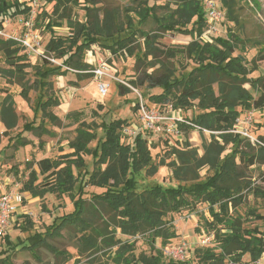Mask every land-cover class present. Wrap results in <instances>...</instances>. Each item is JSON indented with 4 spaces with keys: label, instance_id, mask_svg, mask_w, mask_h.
Segmentation results:
<instances>
[{
    "label": "trees",
    "instance_id": "obj_1",
    "mask_svg": "<svg viewBox=\"0 0 264 264\" xmlns=\"http://www.w3.org/2000/svg\"><path fill=\"white\" fill-rule=\"evenodd\" d=\"M42 1L54 3L52 13L43 9L36 17L35 25H45L52 32L45 52L62 59V64L45 71L38 69L40 76L63 75L67 72L64 66H68L82 71L76 73L80 79L91 77L93 73L88 71L91 68L85 57L93 45L102 44L118 54L124 50L132 52L130 45L144 38V50L136 62L138 74L131 83L136 87L161 88V93L150 96L155 103H170L176 109L185 110L196 107L198 113L187 118L191 124H181V128L189 134L199 127L203 153L200 154L199 149L186 139L182 146H169L154 163L151 146L141 133L133 136L132 143L123 140L124 128L129 125L127 119L102 123L103 135L98 138L93 124L81 120L79 113L70 114L68 117L78 122L76 136L68 144L72 151L38 160V170L30 166L29 178L23 182L22 189L39 198L48 193L67 195L74 209L62 215L59 223L31 236L30 244L23 248L36 253L40 247H46L57 256L71 259L72 254L49 243V239L62 237V231L66 230L75 239L73 247L79 254L102 252L114 264H236L242 263L245 255H249L250 263L260 259L264 254V230L257 226L246 227L238 209L245 201L246 190L264 199V188L253 187L249 176L251 167L264 165V134L256 137L259 143L253 144L247 137L231 130L238 118L245 116L243 111L264 109V73L251 76L257 70L256 61L264 59V45L250 68L245 56L236 54L246 43L233 28L228 29L227 36H217L213 42L200 39L207 19L204 0H166L167 4L162 6L165 11L161 14L157 12V6H149L147 0H135L134 6L126 8L124 17L116 8L99 6V0ZM217 1L225 10L227 20L234 26L239 25L240 0ZM77 7L84 9L83 20L75 13ZM30 11L31 7L19 0H0L1 18ZM136 20L139 24L153 20L158 31H174L191 35L193 39L184 46L163 48L159 44L160 34L141 28L122 37L127 28H134ZM63 25L69 27L70 33L56 35L54 27ZM0 54L8 65L0 66V77L7 75L10 81L21 85L19 94L28 100L34 87L28 85L26 79L27 69L32 67L29 55L16 41L1 37ZM182 59H188L195 66L177 76L176 62ZM146 61L151 71H147L145 65L142 72L139 71V65ZM46 62L50 64L48 60ZM119 87L122 95L131 92L122 84ZM59 104L58 98L50 96L39 102L38 108L57 124L61 119L52 108ZM0 119L6 126L5 135L18 125L16 100L9 90L0 102ZM260 125L264 127V121ZM25 131L33 132L39 138L50 133L43 123L36 125L32 120L24 124L21 132L9 138L8 145L17 150L30 144L31 141L22 135ZM204 131L210 132L209 139L204 136ZM97 138L96 146L91 148L90 143ZM86 155L92 156L93 169L84 181L79 176L80 170L87 167ZM161 166L168 167L172 179L179 184H154L140 190L135 175L145 170L152 176ZM205 168L212 174L208 173L205 180H200ZM77 185L79 188L75 192ZM87 186L102 191L89 193ZM200 204L207 205L211 218L202 214L204 227L214 231L216 246L197 248L194 259L166 258L164 247L178 236L169 216L184 209L195 210ZM249 214L264 220V215L257 214L255 209H250ZM22 217L27 227L32 228L31 218L26 214ZM122 235L129 239H123ZM137 236L146 238L149 253L136 254V240L132 238ZM4 237L11 243L8 235ZM158 239L160 247L156 246ZM0 264L14 263L8 256L0 258Z\"/></svg>",
    "mask_w": 264,
    "mask_h": 264
},
{
    "label": "rangeland",
    "instance_id": "obj_2",
    "mask_svg": "<svg viewBox=\"0 0 264 264\" xmlns=\"http://www.w3.org/2000/svg\"><path fill=\"white\" fill-rule=\"evenodd\" d=\"M25 3L26 6H30L31 13L18 14V15H5L0 17V29L3 34L0 37L7 38V36H24L26 34L34 40L36 36L39 37V45L36 47V51L27 53L29 55V62L32 67L27 69V82L28 85L33 84V88L29 92V99L26 100L20 96L21 85L14 81H10L7 75L1 78V82L4 84V88L1 92L6 90L11 91L16 98V109L19 114L18 126L9 131V135L2 134L0 141H9V137H14L17 133L23 130V126L26 122L35 120V124L39 125L43 123L50 131L49 134H44L41 138L36 136L33 132L25 131L23 134L30 137L31 145L21 147L16 150L11 145H8L2 151L0 156V196L5 191L17 190L24 195L22 208L19 210L21 213L14 216V220L9 229L8 236L11 243H8L5 237H0V258L8 257L14 264H105L107 261L112 263L105 253H96L94 255H81L77 249L73 247L75 239L66 231H62V237L49 239V243L58 250H65L73 255L71 259L66 257L57 256L52 250L46 247H40L36 253L23 248L30 244L29 238L37 232H44L51 224L59 223L60 217L73 211L74 206L71 198L67 195L57 196L53 193L46 194L43 198L33 197L30 192L23 191V182L29 178L30 166L31 168H37L36 162L46 157H57L61 154L71 152L68 144L76 136V128L78 122L68 117L72 113H79L81 120L86 121L89 124H93L98 138L102 137L103 131L101 124L109 122L114 119L122 118L127 119L129 125L126 126V133H124L123 140L126 143L133 142V136L141 133L149 142L151 146V152L154 158V163H157L159 159L165 154L169 148V144L159 135L147 132L141 125L139 119L138 109H135L136 102L138 101V94H141L145 100L153 102L150 96L162 92L161 88H148L146 85L137 86L138 93L131 91L126 95L120 93L119 85L121 80H133L137 77L136 65L137 58L142 55L143 52V40L138 39L130 45L132 52L122 51L118 54L112 53L110 49L102 44H95L86 53L85 60L90 65L91 69L99 66L101 63H106L108 66V75L103 76L101 79H97L93 73L91 77H84L80 79L79 76L71 70L63 75H48L42 77L37 73V70L45 71L53 66L62 64V59H52L45 53V45L50 39L52 32L42 27H36L34 25V19L42 12L46 10L52 13L54 3H45L42 0H19ZM149 6H157V12L159 14L165 11L163 5L167 4L166 0H147ZM219 3V2H218ZM135 0H99L98 5L107 8H116L120 12L121 17L125 16L126 8L134 6ZM173 6V5H172ZM219 7L221 5L219 4ZM238 12L240 14V24L234 26L229 22L227 18L219 25L218 36H227L229 28H233L245 41V48L238 49L237 53H241L247 59V65L251 68L253 58L259 53L260 49L264 45V0H240L238 5ZM224 10V9H223ZM225 11V10H224ZM12 12V11H11ZM77 17L80 20L84 19V9L77 7L75 10ZM226 13V12H225ZM132 15V14H131ZM133 16V15H132ZM137 19V18H136ZM47 20L45 24H47ZM141 28L144 31L150 33L160 34L159 44L163 48H173L187 45L192 41L191 35H185L178 32L171 31H158L157 25L153 20H149L147 23L139 24L138 20L135 21L134 28H127L121 35L122 37L128 36L132 30ZM56 35H68L70 33L69 27L63 25L61 27H54ZM207 42V41H206ZM263 50V49H262ZM25 52V50H24ZM46 60L49 61L46 62ZM150 58L148 59L149 62ZM148 62L139 65V71L142 72L145 68L147 71H151L148 67ZM257 70H255L251 76L256 77L264 73V59L257 60ZM0 66L7 67L5 59L0 54ZM177 72L176 75L185 74L190 71L195 64L188 59H182L176 62ZM185 66V67H184ZM12 80V79H11ZM101 81L109 84L106 94H101L99 91V83ZM45 83L46 85H44ZM247 88H250L247 85ZM55 96L59 99L60 104L52 108V111L57 114L61 121L57 124L52 123L47 117L43 115V112L38 108L39 102H44L48 97ZM155 103V102H153ZM161 104V103H156ZM254 112V122L251 124L250 133L258 137L264 134V127L260 124L264 121V109L252 110ZM251 111H243L242 114H246ZM198 113L196 107L190 109H181V116L190 119L192 116ZM135 125V127L133 126ZM129 130H133L130 134ZM186 138L192 144V146L199 149V153L202 154V137L198 130H194L189 134H185ZM204 136L210 138V132L204 131ZM98 138L90 143V147L94 148L97 144ZM12 143V142H11ZM87 167L80 170V180L86 181L89 173L93 169V158L90 155L85 156ZM208 173L207 168L201 171L200 180H205ZM171 170L166 166H161L158 172L152 176L147 175L145 170L135 175L139 189L150 187L154 184H162L163 186H176L178 181L172 179ZM249 176L252 180L253 187L259 186L264 188V165H255L249 169ZM187 184H191L187 182ZM79 185L75 187V192L78 191ZM86 190L91 192H101V188L87 186ZM245 201L239 207L238 213L245 219L244 225L246 227H259L261 231L264 230V220L257 219L255 215L250 216L249 210H256L257 214L264 215V199L258 195H255L252 191H245ZM24 214L28 215L32 222L33 227L28 228L22 217ZM211 218L207 211L206 204H200L195 210L184 209L180 213L171 214L169 218L173 219L176 232L178 236L170 241L167 246L164 247V251L171 245L179 243H185L188 247L187 256L194 259V252L197 248L201 247H214L216 242L214 239V231H208L204 227V216ZM221 227V226H220ZM27 228V229H26ZM197 228L199 230H197ZM123 239H129V236L122 235ZM136 240V254L141 252L149 253L150 246L146 242V238L137 236L132 238ZM202 240L206 241V245H203ZM157 247L161 246V241L158 239L156 243ZM165 257L169 259V256L164 252ZM94 261V262H93ZM242 263L250 264L249 255L243 257ZM241 263V264H242Z\"/></svg>",
    "mask_w": 264,
    "mask_h": 264
},
{
    "label": "built area",
    "instance_id": "obj_3",
    "mask_svg": "<svg viewBox=\"0 0 264 264\" xmlns=\"http://www.w3.org/2000/svg\"><path fill=\"white\" fill-rule=\"evenodd\" d=\"M204 9L206 12V27L200 36V39L207 42H213L214 38L218 36L219 25L224 21L226 13L223 9L219 7L217 0H204ZM32 12V9L30 13ZM36 19V18H35ZM34 19V25H35ZM3 34V31L0 29V35ZM3 38V37H1ZM4 39H12L16 41L26 53L31 51H36V47L39 45V37L36 36L34 40L30 35L26 34L24 36H7ZM46 53V52H45ZM47 55V54H46ZM48 56V55H47ZM49 58L52 56H48ZM52 59H55L52 57ZM61 65V64H60ZM108 66L106 63H101L99 66L94 69H90L91 73H94L97 79H102L103 76L108 75ZM64 69L77 72L75 69H72L68 66H64ZM122 85L129 88L131 91L139 92L137 87L134 86L131 81L121 80ZM109 84L107 82L101 81L99 83V91L101 94H106L108 91ZM138 107L139 119L141 121L142 127L147 131L155 135L163 137L165 141L170 146H182L186 141V135L184 130L181 128V124H191L190 120L181 116V109L174 108L170 103H161L156 104L145 100L141 94H138V101L136 105ZM254 121V112H247L244 117L238 118L237 123L234 128L231 130L233 133H240L243 136L247 137L253 144L259 143L258 138L253 136L249 128ZM135 127V125H133ZM198 130L199 127L196 126ZM126 127L124 132L126 133ZM129 133L132 134L133 130H129ZM144 137V136H143ZM145 138V137H144ZM24 200V195L17 190L5 191L0 196V237H4L8 234L11 224L14 220V216L17 212V207L19 204H22ZM203 245H206L207 240L201 242ZM170 259L176 261H185L190 258L187 256L188 247L185 243H179L176 245H171L167 247L164 251ZM241 264V263H236ZM250 264H264V254L257 261L251 262Z\"/></svg>",
    "mask_w": 264,
    "mask_h": 264
},
{
    "label": "crops",
    "instance_id": "obj_4",
    "mask_svg": "<svg viewBox=\"0 0 264 264\" xmlns=\"http://www.w3.org/2000/svg\"><path fill=\"white\" fill-rule=\"evenodd\" d=\"M2 88H4V84L1 82V78H0V102L4 99V97L6 96V91H4V92H1V89ZM10 93H11V91H9ZM15 98V97H14ZM16 99V98H15ZM17 114H18V112H17ZM18 117H19V114H18ZM19 121V120H18ZM18 126V125H17ZM6 131V126H5V124L1 121V119H0V137H1V135L2 134H4V132ZM22 131V130H21ZM22 135L24 136V137H26L27 139H29L30 140V137H28V136H26V134H23L22 133ZM10 138V137H9ZM31 141V140H30ZM8 144H9V141H7L6 142V140H3V141H0V156L2 155V151L4 150V148L6 147V146H8ZM32 144V142L30 143V144H28V145H26V146H29V145H31ZM26 146H24V147H26ZM19 148H21V147H19ZM17 150H19V149H17ZM37 170H38V168H36ZM22 205H23V203L22 204H19L18 205V207H17V212H16V214H19V213H21L19 210L22 208ZM15 214V215H16Z\"/></svg>",
    "mask_w": 264,
    "mask_h": 264
}]
</instances>
